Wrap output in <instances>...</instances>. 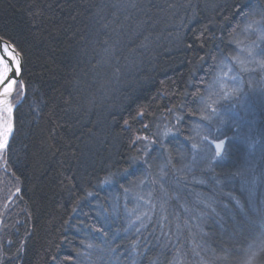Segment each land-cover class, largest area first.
<instances>
[{
  "label": "trees",
  "instance_id": "1",
  "mask_svg": "<svg viewBox=\"0 0 264 264\" xmlns=\"http://www.w3.org/2000/svg\"><path fill=\"white\" fill-rule=\"evenodd\" d=\"M0 37L26 86L0 264H247L264 246V0H0Z\"/></svg>",
  "mask_w": 264,
  "mask_h": 264
},
{
  "label": "snow or ice",
  "instance_id": "2",
  "mask_svg": "<svg viewBox=\"0 0 264 264\" xmlns=\"http://www.w3.org/2000/svg\"><path fill=\"white\" fill-rule=\"evenodd\" d=\"M248 27H252V24H249ZM0 46L3 47V51L7 57L0 56V152H2L3 150L8 149L9 140L13 136L14 132V94L17 98L22 97L26 86L21 78L22 57L20 52L6 41L0 44ZM249 55H252L251 51L249 52ZM140 115H143V113L141 112ZM124 123L128 124V121H125ZM137 139H141V137H137ZM205 139H207V137ZM213 142L215 148L214 157H221L224 151L225 141L223 139H219L218 142ZM193 147H196V145H193ZM108 182V178H105L103 181V183ZM125 191H127V189H125ZM17 192H19V189H17ZM89 195H91V193H89ZM257 211L264 213V208L257 209ZM144 215L146 216L147 213H144ZM136 219L140 220L142 217L137 216ZM260 235L261 239L264 240V231H262ZM89 247H91V245H89ZM260 252H264V246H262L259 251H253L251 247H249L246 251L247 264H253V262L260 255Z\"/></svg>",
  "mask_w": 264,
  "mask_h": 264
},
{
  "label": "rangeland",
  "instance_id": "3",
  "mask_svg": "<svg viewBox=\"0 0 264 264\" xmlns=\"http://www.w3.org/2000/svg\"><path fill=\"white\" fill-rule=\"evenodd\" d=\"M244 59H241V61L242 62H244L243 61ZM240 62V61H239ZM244 65L241 63V68H244L243 67ZM235 74V73H234ZM14 97H15V94H14ZM13 104H14V98H13ZM6 150V149H5ZM5 150H3L2 152H0V169H2L3 168V165H4V152H5Z\"/></svg>",
  "mask_w": 264,
  "mask_h": 264
},
{
  "label": "water",
  "instance_id": "4",
  "mask_svg": "<svg viewBox=\"0 0 264 264\" xmlns=\"http://www.w3.org/2000/svg\"><path fill=\"white\" fill-rule=\"evenodd\" d=\"M6 40H4V39H2L1 37H0V44H2L3 42H5ZM7 42V41H6ZM8 44H10L9 42H7ZM10 45H12V44H10ZM23 69V63H22V61H21V70ZM14 110H15V107H14ZM14 110H13V112H14ZM10 140H11V138H10ZM10 140H9V142H10ZM218 142V141H217ZM213 146H214V142H213Z\"/></svg>",
  "mask_w": 264,
  "mask_h": 264
},
{
  "label": "bare ground",
  "instance_id": "5",
  "mask_svg": "<svg viewBox=\"0 0 264 264\" xmlns=\"http://www.w3.org/2000/svg\"><path fill=\"white\" fill-rule=\"evenodd\" d=\"M0 56H5L6 57V54L4 53L2 46H0Z\"/></svg>",
  "mask_w": 264,
  "mask_h": 264
}]
</instances>
